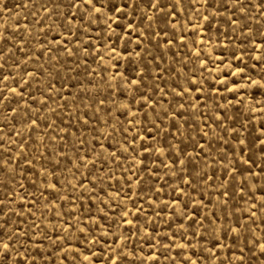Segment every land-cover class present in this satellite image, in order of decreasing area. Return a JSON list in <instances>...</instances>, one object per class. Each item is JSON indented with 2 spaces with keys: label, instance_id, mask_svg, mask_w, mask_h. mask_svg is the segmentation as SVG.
I'll return each instance as SVG.
<instances>
[{
  "label": "rangeland",
  "instance_id": "374dc122",
  "mask_svg": "<svg viewBox=\"0 0 264 264\" xmlns=\"http://www.w3.org/2000/svg\"><path fill=\"white\" fill-rule=\"evenodd\" d=\"M93 2L0 0V264H264L256 0Z\"/></svg>",
  "mask_w": 264,
  "mask_h": 264
},
{
  "label": "snow or ice",
  "instance_id": "6c2138e0",
  "mask_svg": "<svg viewBox=\"0 0 264 264\" xmlns=\"http://www.w3.org/2000/svg\"><path fill=\"white\" fill-rule=\"evenodd\" d=\"M142 2H143V0H131V2L129 3L128 0H125L124 7L117 9V11L123 12L124 8H128V7H131L133 9V11H135V9L137 7H139L140 3H142ZM158 2H159V0H157L156 3L151 4V7H153V8L157 7ZM205 2H207V0H205ZM85 3H86V5H92L93 6L92 10H94L95 12H97V13L100 12V8H95L93 0H85ZM233 3H234V5H239L240 9L242 11L245 10V8L247 7L244 4V0H233ZM251 6L256 8L257 11L261 15H264V0H256V2L253 3ZM42 7H44V5H42ZM204 18H205V20L208 19V17H204ZM192 83H194V82H192ZM13 91H15V90L13 89ZM241 143H242V141H241ZM261 171L264 172V169H262ZM255 175H259V174H253V176H255ZM262 189H264V185H262ZM252 190L253 191L256 190L254 185L252 186ZM261 200L264 201V190H262V193H261ZM261 207H264V203L261 204ZM253 215H254V213H253ZM128 223H131V222L129 221ZM232 231L236 232L237 235H239V229L238 228L232 229ZM217 243H219V238H217ZM257 243H258V250H259L260 255L264 256V242H257ZM3 249H4V251L2 253H0V260L5 259L8 256V253L10 250L9 244L4 243ZM250 251H251V249H250ZM86 259H87V257H86ZM237 259L239 260L240 264H246L245 258L243 255V249H241V255L239 257H237ZM184 264H188L187 258H185ZM192 264H195V261H193Z\"/></svg>",
  "mask_w": 264,
  "mask_h": 264
}]
</instances>
